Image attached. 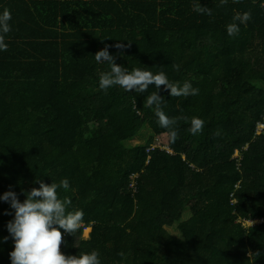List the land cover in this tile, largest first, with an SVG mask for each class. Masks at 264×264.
<instances>
[{"label":"trees","instance_id":"trees-1","mask_svg":"<svg viewBox=\"0 0 264 264\" xmlns=\"http://www.w3.org/2000/svg\"><path fill=\"white\" fill-rule=\"evenodd\" d=\"M0 1L15 33L0 51V196L15 191L23 202L36 180L67 178L59 196L84 221L76 237L65 233V255L96 250L101 264H264V0ZM197 2L212 15L193 11ZM237 12L251 20L230 37ZM119 41L131 46L123 55L109 47L117 64L200 90L172 97L161 86L177 139L144 106L155 85L120 104L111 96L122 88H99L110 66L95 54ZM193 117L205 121L196 135ZM145 129L147 142L126 144ZM164 135L171 151L150 154ZM253 140L262 151L247 147ZM187 210L192 216L182 220ZM14 217L0 200V264H12ZM177 223L180 237L168 231Z\"/></svg>","mask_w":264,"mask_h":264},{"label":"clouds","instance_id":"clouds-1","mask_svg":"<svg viewBox=\"0 0 264 264\" xmlns=\"http://www.w3.org/2000/svg\"><path fill=\"white\" fill-rule=\"evenodd\" d=\"M238 3L239 0H233ZM220 6L226 5L228 0H219ZM264 7V3L261 4ZM193 11L201 15H212V9L202 6L200 2L193 4ZM12 19L11 11L4 8L0 14V51L8 50L6 35L11 32L10 21ZM251 20V13L237 12L233 16V22L226 26L227 34L235 37L240 33V25H247ZM238 22V23H237ZM131 46V43L125 44L119 41L114 45H106L103 50L95 54L97 63H107L110 71L100 75L99 88L105 92L109 88L119 86L127 92L135 90L136 93L142 94L152 85L158 89L146 99L145 107H153L155 115L158 117V123L161 128L169 129L172 139L178 137V131L173 128L177 123L176 118H169L162 110L163 97L160 95L161 86L163 90H170L172 97L196 96L199 89L194 88L190 81H185L182 85L180 82H171L164 72L153 74L150 71L135 68L129 71L116 63V56L110 54L109 47H115L120 55ZM176 71L180 70L179 64H173ZM134 109L137 116L142 112L137 109L134 101ZM187 119V118H185ZM205 121L199 117L191 119L190 132L193 135L203 131ZM218 134V133H217ZM39 187L32 188L31 191L25 192L26 199L21 202L15 191H7L0 196V200L8 202L12 209L15 210L14 220L8 222L7 228L11 238L15 242L14 250L10 253L12 264H101L100 253L93 250L90 253L80 255H65L61 251V245L64 243L65 233L73 237L77 236L83 221L84 213L82 210L68 211L72 205L70 197L59 196V189L69 190L70 182L67 178L59 183H45L43 180H36ZM11 214V213H6ZM254 224V221L251 220ZM63 229V232L61 231ZM7 242L9 237H4ZM123 256V253H120Z\"/></svg>","mask_w":264,"mask_h":264},{"label":"rangeland","instance_id":"rangeland-1","mask_svg":"<svg viewBox=\"0 0 264 264\" xmlns=\"http://www.w3.org/2000/svg\"><path fill=\"white\" fill-rule=\"evenodd\" d=\"M131 96V93L130 92H127L125 91L124 89L121 90L120 92L118 93H115L114 95L111 96V98L116 102V104H120L122 101H124L125 99H127L128 97ZM150 138H152V132L149 130V129H145L143 131V133L141 135H139L137 138H135L134 140H130V141H127L126 144L128 146H135V145H138V144H141V143H145L147 142ZM160 142H163V143H166L168 141V136L167 135H164L162 136V139L159 140ZM252 143H256L254 140L251 141ZM250 143V142H249ZM257 144V143H256ZM249 147V144L248 146ZM251 149V147H249ZM252 150H255L252 148ZM263 148L261 150H257V151H262ZM239 153H237L236 155H238ZM192 216V212L191 210H187L184 215H183V219L182 220H187L189 219L190 217ZM260 222L263 221V220H259ZM249 224L248 225H252L251 222H248ZM91 229V228H90ZM86 230L84 231V234L86 237H89L90 236V233H86ZM168 231L172 234V235H175V236H181V232L178 228V223L175 224L174 226L172 227H168Z\"/></svg>","mask_w":264,"mask_h":264},{"label":"built area","instance_id":"built-area-1","mask_svg":"<svg viewBox=\"0 0 264 264\" xmlns=\"http://www.w3.org/2000/svg\"><path fill=\"white\" fill-rule=\"evenodd\" d=\"M264 130V121L260 124L259 126V131L262 132ZM157 146H161L162 148H166L168 151H171L169 147H167L166 145H164L163 143H161L159 141V139H154L153 143H152V147L149 149V153L152 154L153 150L157 147ZM138 174L132 175L130 177V187L133 189V191L136 193V191L138 190ZM251 221H245L244 224L248 225ZM256 221H254L255 223Z\"/></svg>","mask_w":264,"mask_h":264},{"label":"crops","instance_id":"crops-1","mask_svg":"<svg viewBox=\"0 0 264 264\" xmlns=\"http://www.w3.org/2000/svg\"><path fill=\"white\" fill-rule=\"evenodd\" d=\"M3 6H4V3L3 2H1L0 1V8H3ZM13 34H15L14 32H9L7 35H6V41H13L14 39H15V36H12ZM259 146H261L260 144H258ZM261 149H262V146H261ZM260 149V150H261ZM238 153V152H237ZM236 153V154H237ZM236 156H239V154L238 155H236Z\"/></svg>","mask_w":264,"mask_h":264},{"label":"bare ground","instance_id":"bare-ground-1","mask_svg":"<svg viewBox=\"0 0 264 264\" xmlns=\"http://www.w3.org/2000/svg\"><path fill=\"white\" fill-rule=\"evenodd\" d=\"M249 147H251V149L253 148L255 150H260L261 149V146H259L256 143H252V142L249 143ZM90 232H91V229L90 228H87L86 233L88 234Z\"/></svg>","mask_w":264,"mask_h":264}]
</instances>
